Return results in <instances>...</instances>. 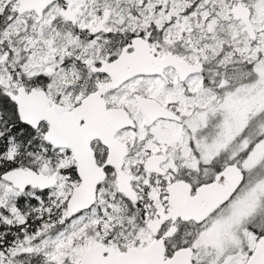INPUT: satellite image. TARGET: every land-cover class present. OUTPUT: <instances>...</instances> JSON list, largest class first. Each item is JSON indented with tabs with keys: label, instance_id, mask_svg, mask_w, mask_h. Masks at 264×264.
Listing matches in <instances>:
<instances>
[{
	"label": "snow or ice",
	"instance_id": "6c2138e0",
	"mask_svg": "<svg viewBox=\"0 0 264 264\" xmlns=\"http://www.w3.org/2000/svg\"><path fill=\"white\" fill-rule=\"evenodd\" d=\"M0 264H264V0H0Z\"/></svg>",
	"mask_w": 264,
	"mask_h": 264
}]
</instances>
